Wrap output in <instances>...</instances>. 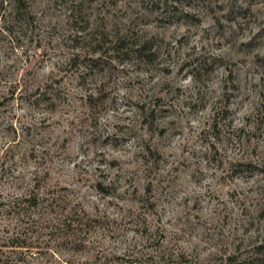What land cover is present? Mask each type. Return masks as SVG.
<instances>
[{"label":"rangeland","instance_id":"1","mask_svg":"<svg viewBox=\"0 0 264 264\" xmlns=\"http://www.w3.org/2000/svg\"><path fill=\"white\" fill-rule=\"evenodd\" d=\"M37 185L86 244L17 263L264 264V0H0V199Z\"/></svg>","mask_w":264,"mask_h":264},{"label":"trees","instance_id":"2","mask_svg":"<svg viewBox=\"0 0 264 264\" xmlns=\"http://www.w3.org/2000/svg\"><path fill=\"white\" fill-rule=\"evenodd\" d=\"M107 38L108 37L105 39L103 35L95 38V47L94 49H89L88 55L82 56L79 53H72L67 65L72 67L83 57L89 62L87 65L92 66V64L94 65L104 55L112 51H119V49H114L113 46L119 39H116V43H111L112 45L107 47L108 49H104L107 42L106 40L109 39ZM138 48L137 50L139 52L145 51L146 41L142 42V45L138 44ZM48 92V89H46L41 95L46 96V94H49ZM49 194L50 191L42 193L37 185V188L34 187L33 189H28L26 192L18 193L10 199H0V205H4L2 210L5 212L4 217L14 221L12 223V235L10 237H5L6 239H4V241H2L0 237V242H4L0 243V264H26L17 262L29 258L32 252L31 248H38L39 255L46 254L50 257H54L56 255V249L52 247V239L44 245H42L40 241V237L49 226L52 229V234L54 233L55 235L62 236V238L66 240H70L74 249L78 250L85 246V241L87 239H83L82 236L84 227L89 224L87 212L73 211L66 215L62 212L53 214L50 210H54L57 196L49 199ZM49 214L51 217H49ZM6 229L9 230V228ZM4 246H9L11 248L10 251H5ZM237 264L252 263L248 260H242Z\"/></svg>","mask_w":264,"mask_h":264}]
</instances>
